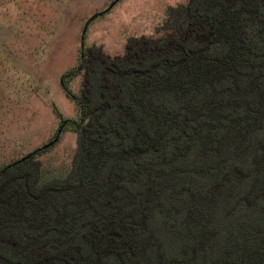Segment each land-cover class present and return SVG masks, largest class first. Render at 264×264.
Wrapping results in <instances>:
<instances>
[{
	"label": "trees",
	"instance_id": "1",
	"mask_svg": "<svg viewBox=\"0 0 264 264\" xmlns=\"http://www.w3.org/2000/svg\"><path fill=\"white\" fill-rule=\"evenodd\" d=\"M159 32L62 76L78 152L64 179L46 147L0 170V264H264V0H190Z\"/></svg>",
	"mask_w": 264,
	"mask_h": 264
},
{
	"label": "rangeland",
	"instance_id": "2",
	"mask_svg": "<svg viewBox=\"0 0 264 264\" xmlns=\"http://www.w3.org/2000/svg\"><path fill=\"white\" fill-rule=\"evenodd\" d=\"M190 0H0V170L36 155L42 183L70 174L79 133L65 119H80L62 86L82 48L123 54L131 37H159L169 9ZM83 76L67 83L81 95Z\"/></svg>",
	"mask_w": 264,
	"mask_h": 264
},
{
	"label": "water",
	"instance_id": "3",
	"mask_svg": "<svg viewBox=\"0 0 264 264\" xmlns=\"http://www.w3.org/2000/svg\"><path fill=\"white\" fill-rule=\"evenodd\" d=\"M118 1V0H117ZM57 141V139H55L54 141H52L51 143H49V144H47V145H45L44 147H48V146H50V145H52L54 142H56ZM31 155V153L29 154V155H27V156H25V157H23V158H21V159H19L18 161H16V162H14V163H12V164H15V163H18V162H21V161H24V160H26L29 156ZM8 166H10V165H8Z\"/></svg>",
	"mask_w": 264,
	"mask_h": 264
}]
</instances>
